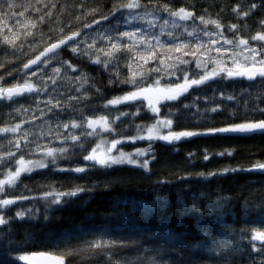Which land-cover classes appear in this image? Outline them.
Segmentation results:
<instances>
[{"label":"snow or ice","instance_id":"6c2138e0","mask_svg":"<svg viewBox=\"0 0 264 264\" xmlns=\"http://www.w3.org/2000/svg\"><path fill=\"white\" fill-rule=\"evenodd\" d=\"M86 3L72 6L82 14L72 30L71 21L63 23L69 6L60 0H0V51L15 57L9 65H21L0 75V108L7 109L0 111V140L7 139L0 144V264H68L76 257L79 264H264V198L255 207L245 199L244 226L226 228L205 214L231 197L205 199L199 191L230 175L264 176V159L188 171L236 155L234 148H204L172 162L167 174L152 168L158 142L171 156L193 139L264 137V0L213 2L199 14L205 0L180 7L175 0ZM209 8H217L215 16ZM93 67L106 83H96ZM238 83L248 88L228 90ZM20 100L28 107H14ZM125 169L156 175L149 188L176 189L173 212L166 195H127L129 181L113 175ZM35 174L46 182L21 187ZM61 175L68 180L51 179ZM118 186L124 193L77 225L49 228L40 239L31 230L82 196ZM179 219H191V227L175 224Z\"/></svg>","mask_w":264,"mask_h":264},{"label":"trees","instance_id":"16d2710c","mask_svg":"<svg viewBox=\"0 0 264 264\" xmlns=\"http://www.w3.org/2000/svg\"><path fill=\"white\" fill-rule=\"evenodd\" d=\"M49 3L55 2V0H48ZM60 2L66 3L69 7L63 16V23L67 25L69 21L72 23V30H75L78 27L76 23L75 16L79 13L72 12V6L78 5L79 0H60ZM189 3L192 0H188ZM217 3L218 6H222L225 3H235V0H205L203 4H197V14H199V8L206 7L207 4ZM243 2V0H241ZM109 6L111 4V0H108ZM183 0H175L174 7L182 6ZM93 0H87L85 4V8L92 6ZM209 12L215 16L217 12V8H209ZM71 13V14H69ZM82 15V14H79ZM253 19H256L255 17ZM235 22L234 20H225V23ZM12 23H15L14 21ZM245 23L252 24V21H246ZM47 31V29H45ZM64 59H69V55L67 50L63 54ZM15 57L11 54L6 53L5 51H0V64H5V69H0V75L6 76L8 72H14L15 69L19 68L20 64H11L10 61H13ZM75 62V61H73ZM51 71V70H49ZM88 71L96 77V83H106L107 75L103 72H98L96 68H89ZM13 81L9 79L7 83H12ZM6 86V85H5ZM235 89L237 93L240 92L241 88H248V84H235L229 85L228 90L232 91ZM117 93L114 91H108L107 96L111 97L112 95H116ZM195 95V93H194ZM93 104L101 103V101L93 99L91 101ZM243 103V101H241ZM23 104L25 107H28L26 100H20L14 107H18ZM229 107L232 105L229 104ZM123 110V109H121ZM0 111L6 113V108H0ZM6 118V117H5ZM215 119L219 120L221 117H215ZM139 123L140 121H136ZM0 123H3V120H0ZM122 127V125H121ZM0 144H7V139L0 140ZM162 142H158L156 145V151L158 152V161L152 165L154 173H156L159 169H165V174H167V170L171 169L172 162L180 160L181 156L189 151H197L201 152L204 148H208L210 151H220L225 148H234L236 149V155L234 158L222 159L216 158L211 160L210 162H202L196 164L194 168L187 169L191 172L197 171H208L214 170L222 165L226 164H242L247 166L252 160L255 159H264V137L260 135H255L250 139H241V140H198L193 139L191 143H182L179 145L181 152L179 155H169L170 149L164 148L161 146ZM137 146H145L143 143L137 144ZM7 150V149H5ZM125 151L131 150L130 148H125ZM254 154V155H252ZM113 175H122L126 181H129L127 185L128 191L127 195H134L138 197H142L145 200H152L158 195H166L167 198L172 202L173 207H169L167 210L168 214H171L175 207L176 201V189H172L168 191L167 189H153L149 188L148 185L151 181L156 179V175L152 176H140L138 172L128 171L125 169L122 173H114ZM53 180H64L67 181L68 177L65 176H53L51 177ZM37 182H46L43 177L39 174L31 175L30 177L26 176L23 180H21V187L27 184L29 187H33ZM77 183H84V180H78ZM183 185H177L176 188H181ZM125 189L122 187H116L112 191H103L97 190L91 198L86 196H82L80 199L74 201L72 204L68 205L62 211L53 212V220L51 223L46 226L41 223H35L32 225V231L36 234V238H42V233H47L49 228L55 230H64L69 227L77 225L82 219H84L86 213H92L95 209L97 212L103 211L111 197L117 195L118 193H124ZM195 191V189H194ZM200 192L204 194L205 199H215L216 194L219 193L221 196L231 197V202L226 204L222 208L215 209L211 214L206 213V217L210 216L211 219L216 220L219 217L220 221H222L223 227L226 228H236L239 229L244 226V219L242 218V213L240 211V207L243 204L245 199H248L250 202V206L255 207L261 200L264 198V176H261L259 173H245L239 175H230L226 178H218L213 180L211 183L204 184L200 186ZM19 190H17V193ZM87 200V203H85ZM27 207L28 205H23ZM16 209L14 208L13 211ZM60 217L57 221L55 217ZM249 219H255V215L249 217ZM175 224H179L183 226L185 229L191 227L192 221L191 219H179L174 221ZM249 227L253 225H248ZM21 235H24L21 232ZM80 257H76L75 260L69 259L68 264H79ZM91 264H102L101 261L92 260Z\"/></svg>","mask_w":264,"mask_h":264}]
</instances>
